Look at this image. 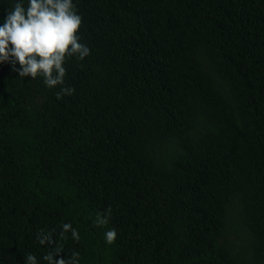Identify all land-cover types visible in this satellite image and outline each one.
Here are the masks:
<instances>
[{
    "label": "trees",
    "instance_id": "trees-1",
    "mask_svg": "<svg viewBox=\"0 0 264 264\" xmlns=\"http://www.w3.org/2000/svg\"><path fill=\"white\" fill-rule=\"evenodd\" d=\"M74 3L71 96L0 63V264H264V0Z\"/></svg>",
    "mask_w": 264,
    "mask_h": 264
},
{
    "label": "clouds",
    "instance_id": "clouds-1",
    "mask_svg": "<svg viewBox=\"0 0 264 264\" xmlns=\"http://www.w3.org/2000/svg\"><path fill=\"white\" fill-rule=\"evenodd\" d=\"M81 26L82 17L74 0H12L0 18V63H10L19 77H40L48 88L60 86L55 92L57 99L71 96L74 89L64 86L65 61L71 57L83 60L90 54V48L81 42ZM108 211L97 216L96 224L107 223ZM61 227L62 233L70 232L73 240L79 239L78 230L71 224ZM116 238L115 228L103 233L108 244ZM58 254L57 251L43 259L47 264H78L79 253L73 252L68 260L56 258ZM25 264H38L36 256L28 254Z\"/></svg>",
    "mask_w": 264,
    "mask_h": 264
}]
</instances>
